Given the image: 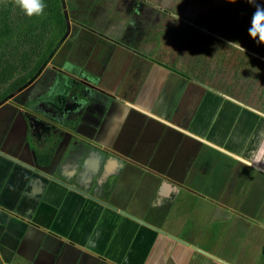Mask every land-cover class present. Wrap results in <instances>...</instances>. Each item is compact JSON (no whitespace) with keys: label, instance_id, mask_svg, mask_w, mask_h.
<instances>
[{"label":"crops","instance_id":"0c3cea01","mask_svg":"<svg viewBox=\"0 0 264 264\" xmlns=\"http://www.w3.org/2000/svg\"><path fill=\"white\" fill-rule=\"evenodd\" d=\"M91 29L70 27L53 65L0 104V264H226L221 210L264 237V197L245 210L227 194L236 165L264 177L245 163L264 116ZM69 79L98 112L62 130L38 166L26 134L53 125L42 104Z\"/></svg>","mask_w":264,"mask_h":264},{"label":"rangeland","instance_id":"374dc122","mask_svg":"<svg viewBox=\"0 0 264 264\" xmlns=\"http://www.w3.org/2000/svg\"><path fill=\"white\" fill-rule=\"evenodd\" d=\"M61 3L66 34L75 24L86 25L116 41L140 60L158 64L181 75L186 81H199L206 89L226 93L243 106L264 112V67L261 64L252 63L246 56L223 48L213 39L197 36V30L193 31V37H186L188 27L217 13L227 4L223 10V21L230 18V13L234 18L243 19L244 29L238 42L244 46V52H248L245 44L257 42L248 35L250 19L255 11V5L249 0H61ZM256 3L264 5V0H256ZM216 20L219 23L221 18ZM213 33L212 37L219 35L218 30ZM81 53L75 54L78 63L83 61ZM250 56L264 62L255 54ZM51 57L52 54L42 69L49 61L53 65ZM63 82L60 81L61 88L50 96L48 103L42 104V107H49L48 113L43 111L44 120L52 121L53 125L38 127L30 124L29 134L35 138L49 130L58 131L62 118L72 112H77L79 119H95L96 114L91 112H98L97 104H86L83 99L73 97V80H67L65 89ZM50 116L52 118L48 119ZM236 166L228 181L227 194L239 208H260V204H253L260 201V194L264 197V177L244 166ZM232 218L227 210H221V236L214 242L218 245V239L221 240V261L226 264L229 260L231 264H252V261L253 264H264L263 231L240 217ZM164 245L165 249L169 248V243ZM200 262L205 264L203 260Z\"/></svg>","mask_w":264,"mask_h":264},{"label":"trees","instance_id":"16d2710c","mask_svg":"<svg viewBox=\"0 0 264 264\" xmlns=\"http://www.w3.org/2000/svg\"><path fill=\"white\" fill-rule=\"evenodd\" d=\"M44 3L46 8L43 15L28 17L15 6L13 0H0V104L8 101L35 78L49 56L65 37L66 21L61 0H44ZM227 7L226 4L217 13L204 17L194 25L195 28H193L194 26L188 27L186 37H193V31L196 32L197 30V36L200 35L203 39H213L215 43L223 48L246 56L248 61L259 63L264 67L262 60L259 61L257 58L250 56L252 53L257 55L258 58L264 59V46L252 42L245 44L248 52H239L236 51L235 47L229 46V43L224 41H238L244 29L243 19L234 18L232 13L229 14L231 16L230 18L227 17L226 22L223 21L225 18L223 10ZM216 18H221V21L219 20L218 23ZM215 30L219 31V35L212 37L211 35L215 34L213 33ZM196 82L199 83V81ZM73 83L71 90L73 97L78 100L83 99L85 103L95 101L96 95L92 90L80 82L73 81ZM212 91L215 92L216 90L212 89ZM217 93L232 99L226 93ZM99 98L104 100V104H108L110 101V97L106 94L99 93ZM245 107L254 109L249 106ZM256 112L264 116V112L258 110ZM78 117L76 112L67 114L58 124V131L49 130L40 135L39 146L35 144L29 134H26V143L33 153L36 165L43 167L49 164L60 140L62 130L72 131Z\"/></svg>","mask_w":264,"mask_h":264},{"label":"clouds","instance_id":"9594fccd","mask_svg":"<svg viewBox=\"0 0 264 264\" xmlns=\"http://www.w3.org/2000/svg\"><path fill=\"white\" fill-rule=\"evenodd\" d=\"M13 2L28 17L43 15L46 8L44 0H13ZM249 3L255 5V11L250 19L248 35L257 43L264 44V5L256 3V0H249ZM229 46L245 51L238 41L230 42ZM245 163L248 167H259L264 164V134H261L260 147L248 154Z\"/></svg>","mask_w":264,"mask_h":264},{"label":"flooded vegetation","instance_id":"af4514ba","mask_svg":"<svg viewBox=\"0 0 264 264\" xmlns=\"http://www.w3.org/2000/svg\"><path fill=\"white\" fill-rule=\"evenodd\" d=\"M87 87V86H86ZM107 104H104V106H106ZM77 113V112H76Z\"/></svg>","mask_w":264,"mask_h":264}]
</instances>
